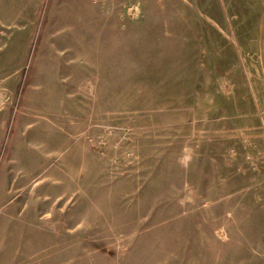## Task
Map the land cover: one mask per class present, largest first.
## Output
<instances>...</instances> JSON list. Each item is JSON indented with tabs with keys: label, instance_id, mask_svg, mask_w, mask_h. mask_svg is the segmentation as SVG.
Masks as SVG:
<instances>
[{
	"label": "rangeland",
	"instance_id": "rangeland-1",
	"mask_svg": "<svg viewBox=\"0 0 264 264\" xmlns=\"http://www.w3.org/2000/svg\"><path fill=\"white\" fill-rule=\"evenodd\" d=\"M0 264H264V0H0Z\"/></svg>",
	"mask_w": 264,
	"mask_h": 264
}]
</instances>
